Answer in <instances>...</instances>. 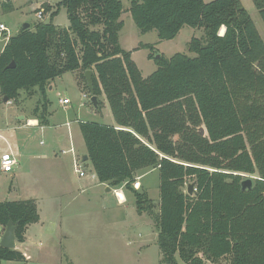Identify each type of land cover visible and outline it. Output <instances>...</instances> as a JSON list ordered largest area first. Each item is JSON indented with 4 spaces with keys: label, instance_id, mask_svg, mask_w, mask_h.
<instances>
[{
    "label": "trees",
    "instance_id": "1",
    "mask_svg": "<svg viewBox=\"0 0 264 264\" xmlns=\"http://www.w3.org/2000/svg\"><path fill=\"white\" fill-rule=\"evenodd\" d=\"M252 3L264 24V0ZM61 6L67 27L52 22ZM41 7L50 20L8 36L0 51V95L16 100L37 88L32 117L45 126L49 84L91 70L93 94L105 95L115 125L79 122L87 159L100 183L131 191L137 212L152 216L158 264H264V42L240 0H130L141 33L155 29L169 40L184 25L205 31L188 42L194 56L150 53L156 69L145 78L119 43L121 0ZM149 168L159 173L156 206L132 188ZM243 175L253 176L244 190ZM9 219L22 243L39 220L36 201H0V225ZM2 260L25 257L0 246Z\"/></svg>",
    "mask_w": 264,
    "mask_h": 264
},
{
    "label": "rangeland",
    "instance_id": "2",
    "mask_svg": "<svg viewBox=\"0 0 264 264\" xmlns=\"http://www.w3.org/2000/svg\"><path fill=\"white\" fill-rule=\"evenodd\" d=\"M59 1L5 2L9 9L2 10L0 6V22L7 28V36L16 34L24 24H29L30 29H33L38 21L48 22L51 12L43 10L42 18L39 19L36 11L42 8L43 4L55 10ZM210 1L204 0V2ZM121 2L123 11L120 20L123 26L119 31V43L124 49L131 51V58L144 78L156 69L154 60L148 57L150 53L170 57L180 52L194 56L188 50V42L192 37H204L203 28L184 25L173 39L161 40L155 29L141 33L128 11L130 0H121ZM240 2L249 13L264 42V24L252 0H240ZM52 22L59 27L68 26L64 7L58 9ZM3 44L4 39H0V47ZM150 45L153 46V50L149 48ZM51 85H53L51 90H49L50 86L46 89L49 115L48 124L45 126L34 121L32 126L19 128L30 123L29 120H34L32 111L37 101L42 98L37 88L33 89L32 93L20 90L16 100L3 101L0 95V155L9 151L7 145L12 142L21 143L20 147L23 150V154L17 156V164L13 167L14 173L0 172V201L28 197L27 195H30L28 190L31 187L36 189L37 195H46L48 189L54 191L56 186H65L67 177L74 186L86 185L85 177L78 178L73 172L71 154L59 150L69 146L68 127L65 122H70L69 129L74 147L72 153L79 160L85 149L79 122L91 121L104 124L114 122L103 93L96 96L100 101V110L92 105L84 73L81 71H67L56 77ZM59 98H66L68 104L63 107L58 101ZM101 110L107 115H102ZM61 134L65 135L63 142L59 141ZM24 146L25 148H22ZM84 168L87 172L88 166ZM246 178L253 180L252 175H243V180ZM34 180H36L35 184ZM86 188L77 194L73 193L77 198L66 208L65 202L58 209L55 204L51 206L48 202L44 203L48 207L44 210L42 208L45 217H48L47 234L44 236L42 247L31 248L34 258L26 263L2 260L0 264H158L161 252L156 243V224L148 213L140 215L137 212L132 192L122 187L126 200L119 203L113 191L105 192L100 185ZM132 188L138 192H146L156 206L159 201L158 170L154 168L134 180ZM58 222L64 235L56 240L52 229Z\"/></svg>",
    "mask_w": 264,
    "mask_h": 264
},
{
    "label": "crops",
    "instance_id": "3",
    "mask_svg": "<svg viewBox=\"0 0 264 264\" xmlns=\"http://www.w3.org/2000/svg\"><path fill=\"white\" fill-rule=\"evenodd\" d=\"M5 2L6 3H10V0H2L1 1L0 6H1L2 10L9 9V6H7L5 4ZM4 8H6V9H4ZM0 23H2V22H0ZM55 25H57V24H55ZM3 46H4V44L0 47V51L2 50ZM52 82L49 84V86H50L49 87V90H51L53 88V85H51ZM58 101H60V98L58 99ZM65 106L66 105H63V107H65ZM102 106H103V103H102ZM101 114L102 115H105V116L107 115V114H103V111L102 110H101ZM34 121H37V120L34 119ZM109 124H111V123H109ZM32 125H34V124L33 123L31 124V123L28 122V123H26L24 125L19 126V128L20 127H23V126H32ZM111 125H115V122H113ZM69 126H70V124H69ZM69 126L67 128V135H68V139H69V146L67 148H61L59 150L61 152H62V150H65V151H67L65 153H67V154L70 153L71 154V162H72V166H73V172L77 174V177L78 178L85 177V181H86L85 184L86 185L74 186V185L70 184V178L67 177L68 180H66V178H65V186H56L57 188L54 191H50L48 189L45 192L46 195H42V196L41 195H37L36 192H35L36 189H34V187H31L28 190L29 191L28 194H30V195H27L28 197H23V198L22 197H17L16 199H14V200H24V199H29V198L34 199L36 201L37 211H38V214H39V220L36 223H32V224H30V225L27 226V228L25 230V233H24V241L22 243H16V246H15V249L20 250L23 253L24 257H25V261L23 263H26L29 260H31L32 258H34V255L31 254V248H33V249L34 248H37L38 249V247H42L44 245L43 239L45 238L44 236L47 234V232H46V228H47L46 225L48 223V217H45V215H44V213L42 211V208H43V210H44V208L45 209L48 208L44 204L45 202L50 203L51 206L55 204V206H56L57 209L58 208H61L63 202H65L64 203V207L66 208L71 203H73L75 201V199L77 198V196H75L73 193L77 194L79 191H83V190L87 189L86 187H91V186L96 187L98 185L102 186L104 188V191L105 192L113 191V193H114V191H115V192L118 193V191H119L122 194V196H123L122 199H118L116 197L118 199V202L119 203H123L126 200L125 193L123 192V188L122 187L114 188L113 189L112 187L108 186L105 183H100L97 180V177H96L94 171L92 170V166H91V163L89 162V160L87 159L85 161H82V160L77 161V157H75V154H73L71 151H68L70 149V146L73 147V143H72V139H71V133H70ZM64 138H65V135L64 134H61L59 136V141L63 142ZM22 144L24 145V143H22ZM20 145H21V143H17V142L9 143L7 145L9 151H5V152H10L16 158V160H17V156H20V155L23 154V152H22L23 150L21 149ZM22 148H25V146L22 147ZM74 152H75V149H74ZM84 154H86V149H84ZM74 162H77L78 165H79V168L81 170H83V172H84V175L83 176H79V173L74 170ZM85 166H88V171L87 172L85 171V168H84ZM150 170H152V169L138 171L136 173V175H135V178L138 179V178L142 177L145 173L149 172ZM0 172H2V171L0 170ZM11 172H13V168H12V171ZM13 176H15V174H13ZM32 178H34V177H32ZM136 179H134V180H136ZM35 182H36V180H34V184H35ZM71 194H72V196H71ZM52 232H53L54 237H55L56 240L59 237H62L64 235L63 234L64 233L63 232V229L60 228V223L59 222L57 224H55V227H54V229H52ZM155 235L157 237V235H158V228L155 230ZM51 237L52 236H50V238Z\"/></svg>",
    "mask_w": 264,
    "mask_h": 264
},
{
    "label": "water",
    "instance_id": "4",
    "mask_svg": "<svg viewBox=\"0 0 264 264\" xmlns=\"http://www.w3.org/2000/svg\"><path fill=\"white\" fill-rule=\"evenodd\" d=\"M28 27H29V24H24V26H23L24 29H27ZM13 66H14L13 63L8 65V67H13ZM91 76H92L91 70H86L84 72V78H85L87 87H88L89 92H90V101L94 107H97V98H96V95L93 94V86H92ZM3 101H9V100L6 96H3ZM198 131L200 132V134H204V132H205L203 127H200L198 129ZM85 160H87L86 154H84L82 156V161H85ZM251 185H252V180L249 178H246V179L242 180V182H241V188L243 190L245 188H250ZM193 186H194V181L187 184V192L189 194L192 193ZM15 229H16V224H14L11 219H9L7 224L4 227V231H3L1 238H0V246L1 247L9 248V249H15V246L17 243L16 237H15Z\"/></svg>",
    "mask_w": 264,
    "mask_h": 264
},
{
    "label": "built area",
    "instance_id": "5",
    "mask_svg": "<svg viewBox=\"0 0 264 264\" xmlns=\"http://www.w3.org/2000/svg\"><path fill=\"white\" fill-rule=\"evenodd\" d=\"M42 13H43V9L42 8H38V10L36 11L37 18H39V19L42 18ZM7 32H8V30H7L6 26L3 23H0V39H4V44H5V42H6L7 38H8ZM60 102L63 105H66L68 103V100L66 98H63V99H60ZM69 124H70V122H66L65 123V125L67 127L69 126ZM68 151L73 152V147L70 146V149ZM65 152H67V151L62 150V153H65ZM80 158H81V156H80ZM80 160H82V159H80ZM80 160L77 159V161H80ZM16 163H17L16 158L10 152L1 153V155H0V170L2 172H6V173L11 172L13 166ZM74 170L79 173V176H83L84 175L83 170H81L79 168V165H78L77 162H74ZM114 194H115V196L118 199L121 198V196H119V193L114 191ZM3 231H4V227L0 225V238H1V235H2Z\"/></svg>",
    "mask_w": 264,
    "mask_h": 264
},
{
    "label": "bare ground",
    "instance_id": "6",
    "mask_svg": "<svg viewBox=\"0 0 264 264\" xmlns=\"http://www.w3.org/2000/svg\"><path fill=\"white\" fill-rule=\"evenodd\" d=\"M224 29H225L224 27H221L220 30H219V33L222 34L224 32ZM30 123L32 124V123H35V122H34V120H30ZM118 193H119V196H121L123 198L122 194L119 191H118Z\"/></svg>",
    "mask_w": 264,
    "mask_h": 264
}]
</instances>
